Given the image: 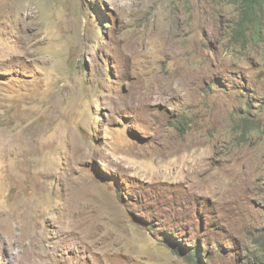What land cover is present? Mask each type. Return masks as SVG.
Here are the masks:
<instances>
[{
  "label": "rangeland",
  "instance_id": "374dc122",
  "mask_svg": "<svg viewBox=\"0 0 264 264\" xmlns=\"http://www.w3.org/2000/svg\"><path fill=\"white\" fill-rule=\"evenodd\" d=\"M245 8L0 0V264L263 258L264 9Z\"/></svg>",
  "mask_w": 264,
  "mask_h": 264
},
{
  "label": "trees",
  "instance_id": "16d2710c",
  "mask_svg": "<svg viewBox=\"0 0 264 264\" xmlns=\"http://www.w3.org/2000/svg\"><path fill=\"white\" fill-rule=\"evenodd\" d=\"M245 1H246V8H245L244 14H243L245 19L249 18L252 15H256L257 11L261 12L264 9V0H245ZM242 22H243V20H242ZM180 126L182 128H185L186 122L185 121H181L180 122ZM261 235H263L262 232H261ZM262 248H263V251H264V245H262ZM174 250L176 251L177 254L180 253V248L174 247ZM197 252H198V249L195 248V249H192L189 254H187V255L185 254V256L187 258H192L195 261L196 264L197 263L199 264V262L203 263L201 257H198L196 255ZM181 253H182V251H181ZM206 253H208V250L206 251ZM243 264H264V255H263V258L260 261L256 262V263H251V262L245 260L243 262Z\"/></svg>",
  "mask_w": 264,
  "mask_h": 264
},
{
  "label": "bare ground",
  "instance_id": "6f19581e",
  "mask_svg": "<svg viewBox=\"0 0 264 264\" xmlns=\"http://www.w3.org/2000/svg\"><path fill=\"white\" fill-rule=\"evenodd\" d=\"M258 237V236H257ZM205 248V247H204ZM231 249V248H230ZM222 256V255H221ZM212 257V256H211Z\"/></svg>",
  "mask_w": 264,
  "mask_h": 264
}]
</instances>
